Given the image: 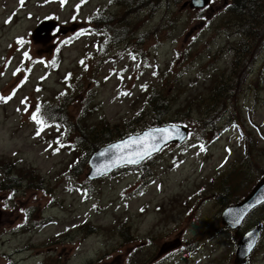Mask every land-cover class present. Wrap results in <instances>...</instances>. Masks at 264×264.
<instances>
[{
    "label": "rangeland",
    "instance_id": "rangeland-1",
    "mask_svg": "<svg viewBox=\"0 0 264 264\" xmlns=\"http://www.w3.org/2000/svg\"><path fill=\"white\" fill-rule=\"evenodd\" d=\"M185 2L0 0V97L12 96L0 101V161L26 177L0 185V264H231L237 239L256 225L248 264H264V205L238 232L220 224L264 174V24L240 27L226 14L230 0L181 10ZM48 19L68 32L32 38ZM220 80L228 107L211 120L202 105ZM37 106L48 124L39 135ZM81 117L84 129L101 123L123 137L168 123L189 136L141 167L87 181L92 152H74L69 128ZM175 239L181 246L158 257Z\"/></svg>",
    "mask_w": 264,
    "mask_h": 264
},
{
    "label": "water",
    "instance_id": "water-1",
    "mask_svg": "<svg viewBox=\"0 0 264 264\" xmlns=\"http://www.w3.org/2000/svg\"><path fill=\"white\" fill-rule=\"evenodd\" d=\"M209 3V0H190L189 2H185L181 7L184 8L188 6L189 8H203ZM57 23L54 21H45L40 23L37 28L33 31L34 38L36 40H40L41 42H45L49 39V33L56 27ZM157 129H169L173 139L164 142L159 139L160 134L156 132ZM153 132L157 137L156 143L159 144V150L153 151L151 155L159 152L163 147L168 144H179L183 142L187 137V129L181 126H161L156 128H150L144 130L138 135H130L122 140L115 141L109 145L100 147L98 150L92 153L90 158L88 159V167L89 171L86 175V179L89 181L100 179L111 172L125 166H137L146 158L140 160L139 163L136 164H128L124 162L121 157L128 156L130 153H134L137 151L138 146L133 144L127 148L117 149L115 146L121 145L129 140H137L140 137L144 136L145 133ZM100 169L101 171H97ZM264 203V176L256 183L253 189L248 193L246 197H244L240 202L233 206H229L221 213V221L222 224L230 227L231 229L239 228L244 218L247 214L256 206ZM239 219V223L236 221ZM251 233V235H249ZM260 229L259 227L253 228L247 231L242 238L237 242V248L235 251V256L232 264H246V258L254 248L256 240L259 236ZM252 245L249 248V245ZM178 246V242H173L168 245H165L161 251V253L167 252L170 249Z\"/></svg>",
    "mask_w": 264,
    "mask_h": 264
},
{
    "label": "trees",
    "instance_id": "trees-1",
    "mask_svg": "<svg viewBox=\"0 0 264 264\" xmlns=\"http://www.w3.org/2000/svg\"><path fill=\"white\" fill-rule=\"evenodd\" d=\"M226 14L231 15L235 22L238 23L240 27L247 28L249 26L260 28L264 24V0H230V5L228 7V10ZM103 33H106L108 36V42L110 43L113 36L111 37V34H113V31L105 30L106 28L103 27ZM251 38V35H246L244 39ZM244 39L239 42V46H242L246 44ZM243 52L241 49H238L235 52V60L233 62V70L237 69L239 66L238 63H240V60L242 59ZM58 60V56L53 58V62H56ZM52 62V64H54ZM242 64V63H241ZM243 66V65H242ZM224 92H226L225 84L223 81L220 80L219 85L215 87L214 89H210V87L206 90L207 93V99L205 101V104L202 105L203 108H206L208 110V119H213L218 114H222L226 111L228 107L227 99L224 97ZM147 104L149 106H152L153 109H156L155 100L152 96L147 101ZM168 105H171L169 103ZM83 114L86 115L87 109L86 105L82 108ZM229 120V119H228ZM53 123L61 124L59 120H52ZM86 120L76 121L73 120L72 126H69L72 132L77 131V135H75V144L72 146L74 149H78L79 151H74L76 154H79V156L83 154H87L89 152H93L97 148L107 145L117 139H120L123 137V132H118L116 134H111L112 131L108 128V126L102 125L98 128H89L84 129L82 128L81 122ZM159 125V124H156ZM163 125V124H161ZM99 130V132L97 131ZM113 131H116V127L113 128ZM69 134V133H68ZM245 135V133H244ZM85 138L87 140V143H82L81 139ZM245 137V136H244ZM78 138H80V141L78 142ZM249 150V147H246L247 153ZM78 156V157H79ZM15 163H8L5 161H0V174L2 175L1 180V188L2 190L6 189H12V188H18L21 186L20 183L22 181L26 180L25 176H22L20 172L14 174L15 170ZM16 175L17 179H15L13 176ZM33 178H37L34 174L29 178V183L32 185ZM8 184V182H10ZM34 187V186H32ZM225 208V207H224Z\"/></svg>",
    "mask_w": 264,
    "mask_h": 264
},
{
    "label": "snow or ice",
    "instance_id": "snow-or-ice-1",
    "mask_svg": "<svg viewBox=\"0 0 264 264\" xmlns=\"http://www.w3.org/2000/svg\"><path fill=\"white\" fill-rule=\"evenodd\" d=\"M65 2H66V0H61L62 5ZM20 3H21V6H23L24 0H20ZM77 8H79V5L77 6ZM74 19H75V17H74ZM84 34H86V33H77V38L80 35H84ZM18 43H23V41H18ZM24 56L27 59H31V57L29 56V54L27 52L24 53ZM132 58L135 59V57H132ZM53 63H55V62H53ZM81 63L83 64L84 61H81ZM25 79H27V77H25ZM37 90L39 91V89H37ZM123 94L128 95L129 93H123ZM13 95H15V93H13ZM11 99H12L11 95L8 97H0V101H4V102H7L8 100H11ZM21 103H26V101H21ZM31 119L38 125L37 135H39L41 132H43L45 130L46 127H48L47 122L41 116V109L39 106H37L35 111L32 113ZM156 132L160 134L159 139L163 140L164 142H167L168 140L173 139V136H172L169 129H157ZM157 139H158V137L153 132H148V133H145L144 136L140 137L137 140H129V141H126L123 144L117 145L115 147L117 149H122V148H127L133 144L137 145L138 149L136 152L130 153L128 156L120 158L128 164H136V163H139V161L144 159L145 157H150L153 151L159 150V144L156 143ZM62 146L63 145H61V147ZM204 150H205L204 146L201 145V151H204ZM56 151H59V148H57ZM97 171L99 172L101 170L97 169ZM236 223H239V219L236 221ZM249 235H251V233H249ZM251 247H252V245L250 244L249 248H251Z\"/></svg>",
    "mask_w": 264,
    "mask_h": 264
},
{
    "label": "bare ground",
    "instance_id": "bare-ground-1",
    "mask_svg": "<svg viewBox=\"0 0 264 264\" xmlns=\"http://www.w3.org/2000/svg\"><path fill=\"white\" fill-rule=\"evenodd\" d=\"M224 209V208H223Z\"/></svg>",
    "mask_w": 264,
    "mask_h": 264
}]
</instances>
